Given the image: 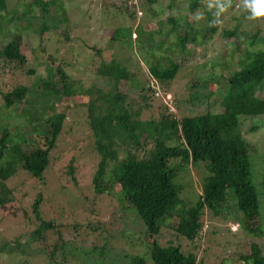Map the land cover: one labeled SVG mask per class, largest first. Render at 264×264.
<instances>
[{
  "label": "trees",
  "instance_id": "1",
  "mask_svg": "<svg viewBox=\"0 0 264 264\" xmlns=\"http://www.w3.org/2000/svg\"><path fill=\"white\" fill-rule=\"evenodd\" d=\"M145 1L148 4L151 2ZM238 1L240 0H218V3L227 2V7L219 11L215 0H194L188 9L190 14H196L198 10L197 17L194 14L193 21H187L186 16L185 21L184 18L181 20L169 18V27L165 31L143 30L146 35L137 34V39L139 37L141 43L146 38L147 41L142 46L154 50L173 46L178 50L177 56L186 59L191 53L187 48L194 40L205 42L214 38L220 18L227 11L233 12L232 19L223 24L220 36L224 40L236 37L243 18L251 11L244 3L238 5ZM125 2L128 4L127 0ZM33 3L40 6L39 15L31 16L32 11L29 10L18 16L14 10L7 9L6 0H0V19L5 14H9L11 20L27 17L28 21L24 26L39 25V32L56 27L59 20L45 25L42 17L46 15L45 2L33 0ZM32 23L34 24L31 25ZM180 26L186 28L184 33H178ZM154 34L156 38L153 37ZM64 37L67 38L66 34ZM111 39L116 38L112 36ZM22 41L19 33L10 34V38L0 47V70L10 73L17 69L19 76L33 77L35 66L29 67ZM39 43L40 39L36 41L37 47ZM222 45L218 41L216 48L210 52L216 55L214 62L216 64L209 59L208 64H205L206 72H201L205 75L202 78L192 77L187 85L188 89L186 92L183 91L180 98L174 99L173 104L170 100V106L161 99L158 107L162 111L156 118L151 115L142 120L140 114L142 110L154 105L152 99L159 97L157 89L160 90L162 98L166 95V87L169 85L166 84L175 77L181 64L177 59L168 61L166 65L157 62L150 64L146 71L147 76L145 77L144 74L142 80L134 82V90L136 89L141 100V105L139 104L138 107L132 108L131 104L125 101L124 95L117 94L113 96L111 102L112 113L108 110L106 114L100 112L95 114L92 105L88 108L92 112L88 115V126L92 133L93 149L97 154L90 187L96 199L103 194L114 195V191L118 189L114 197L119 205L123 208L128 206L135 217L143 222L146 238L141 255L133 254L129 257L124 254L120 256L122 259L111 254L105 255L108 236L102 235L100 226L92 220L86 224V229L89 231L87 237L83 236L78 244H72L68 240L70 234L64 235L61 228H56L52 218H42L39 211L41 201L39 193L31 203V211L28 213L24 207L17 206L11 189L7 188L8 178L17 171H23L32 178H42L65 117L62 112L47 116L44 120L46 128L34 126L31 132L38 144L34 150L28 149L25 139L24 132L28 128L27 118H21V123H18V127L12 132L5 126L0 128V207H8L10 210H5L8 215L21 213L28 231L27 240L24 242L36 243L38 248L35 252L41 254V257H46V264H106L105 259H108L107 264H113V260L117 259H120L121 264H146V258L152 264H201L195 250V241L202 235L203 212L208 211L212 218L226 219L230 209L234 211L235 218H232L234 222L236 221L240 229L252 237L251 241L247 242L248 252L237 253L238 260L241 264H264V251L257 242V238L262 239L264 235L263 208L260 204V195L264 197V191L256 189L251 172V159L264 156V150L257 142H249L245 138V135L255 133L263 125L264 120L260 119L257 125L248 124V119L252 117H264V99H262L264 32L261 33L256 27L244 43L238 42L229 50ZM91 48L97 54L102 51L96 45ZM25 51L32 52V47ZM45 54L49 64L54 62L50 54ZM62 60L61 63H55V72L66 81L69 76L64 72L63 66L66 62L63 58ZM101 65L100 70L105 71L108 83L117 85L120 80L125 79L122 77L126 73L125 64L121 65L114 59H109L106 64ZM216 65L220 70L215 73ZM127 69L128 74L132 75L128 67ZM229 70L233 72H228L227 90L222 93L212 90L210 76L215 74L221 76V73ZM155 83L158 85L155 86ZM34 84H40L41 89L47 88L56 97L55 87L49 81H38ZM69 89L70 87L65 86L64 83V94ZM198 89L202 91L198 92ZM27 90V87L20 82L11 89H0L2 104L5 107H12L16 103H26ZM214 94L218 101L215 104L216 110L212 111L209 99ZM185 103L191 104L192 109L197 107L194 113L181 112ZM36 117L37 115L32 114L30 120ZM9 143H12L10 148L12 153L7 157ZM175 159L178 160L173 163ZM7 161L15 164L13 174L6 170ZM199 163H203L208 174L201 184V192L195 205L185 206L179 196L181 188L179 184L173 182V178L188 164L196 166ZM67 169L68 174L72 175L71 164ZM227 196L228 200H226ZM123 200L128 205L124 206ZM14 201L16 202L14 206H8ZM93 211L96 212V209H89L90 213ZM173 216L177 218L173 226L175 236L186 242L185 247L171 240H167V243L162 245L156 239L165 219ZM122 234L121 232L120 236ZM97 236L100 237L101 242L94 245L93 238ZM19 238L20 236L14 239L15 246H18ZM86 240H90L88 248L85 246ZM74 249L80 250L78 255ZM8 259L13 257L11 258L10 255ZM18 261L20 263L22 259ZM44 263L45 261L41 260L40 264ZM33 264L39 263L33 262Z\"/></svg>",
  "mask_w": 264,
  "mask_h": 264
},
{
  "label": "rangeland",
  "instance_id": "2",
  "mask_svg": "<svg viewBox=\"0 0 264 264\" xmlns=\"http://www.w3.org/2000/svg\"><path fill=\"white\" fill-rule=\"evenodd\" d=\"M43 1L46 9V15L42 16L45 25L59 20L56 27L51 30L45 29L39 32V25L24 26L28 21L27 17H19L20 19L15 17L16 19L11 20L9 14H5L0 19V31H2L0 47L10 38V34L19 33L23 39L27 63L29 67L35 66L33 77L30 75L19 76L17 69L10 73L0 70V89H11L20 82L28 89L26 103L29 102V104L20 102L12 107H5L0 99V128L5 126L12 132L18 127V123H21V118H27L28 128L24 132L25 139L28 149L34 150L38 146L33 132H31L34 126L46 128L44 120L55 112H62L65 117L42 178H32L23 171L14 173L15 164L7 161L6 170L10 171V174L14 173L7 180V188L11 189L17 206L24 207L28 213L31 211V203L39 193L41 196L39 211L42 218H52L56 228H61L64 235L70 234L68 240L72 244L76 245L81 238L83 239V236L87 237L89 231L86 229V224L92 220L100 226L102 235L108 236L105 255L111 254L118 258L124 254L129 257L133 254L141 255L146 238L143 222L135 217L134 212L128 206L123 208L119 205L118 200L114 197L118 189L114 191V195L103 194L102 197L96 199L90 187L97 154L93 149L92 133L88 126V115L92 113L88 109L89 106L92 105L95 114L98 112L106 114L108 110L112 113L113 96L122 94L132 108L138 107L139 104L141 105V100L136 89L134 90V82L142 80L144 74L145 77L147 76L146 71L150 64L157 62L166 65L168 61L177 59L181 64L175 77L166 84H169L166 87V95L162 98L160 90L157 89L159 97L152 99L154 105L147 110H142L140 114L142 120L151 115L154 118L158 117L162 111L158 107L160 101L163 100L167 106H170V100L173 104L174 99L180 98L183 91L186 92L192 77L202 78L205 75L201 72H206L205 64H208L209 59L213 61H211L212 63L215 62L216 55H212L210 52L216 48L218 41L223 44V48L229 50L236 43L241 44L247 41L256 27L263 33L264 15L253 17L252 12L249 11L243 18L236 37L224 40L220 36L223 24L230 21L233 15V12H225L220 18L214 38L209 41L205 40V42L194 40L187 48L191 53L186 59H183V57L177 56L178 50L173 46L163 50L142 46L147 39H143L140 43L137 34L146 35L143 30L147 29L165 31L169 27V18L180 20L184 18L185 21L186 16L187 21H193L195 13H188V9L194 0H150V4L145 0H127L128 4L125 0ZM6 2L7 9L14 10L18 16L29 10L32 11L31 16L41 13L40 6L34 5L33 0H6ZM237 3L241 5L243 0ZM196 14L195 17H197ZM185 30L184 26H180L178 33H184ZM64 34L67 38L64 37ZM112 36L116 39H111ZM153 37L156 38V35L154 34ZM39 39L40 43L37 44V47L36 41ZM95 45L102 50L101 53L97 54L91 48ZM31 47L32 52L25 51ZM45 53L50 54L54 62L49 64ZM240 56L245 58L243 54ZM62 58L66 62L65 66L62 63L64 72L69 76L66 81H63L60 75L55 72V63L63 62ZM109 59H114L121 65L125 64L126 67L125 76H122L125 79L120 78L122 80L117 85L108 83L105 71L100 70L101 64H106ZM225 59H228L227 55ZM127 67L133 76L128 74ZM218 70L220 69L216 65L214 72L216 73ZM228 72L233 71H225L221 73V76L216 74L210 76L209 82L212 90L217 93L227 90ZM38 81H49L55 87L56 97L47 88L41 89L40 84H34ZM64 83L65 86L70 87L66 94L63 92ZM201 91L198 89V92ZM262 97L264 99V95ZM217 101L215 94L210 97L212 111L216 110ZM190 105L185 103L181 112L184 114L194 113L197 107L192 109ZM32 114L37 115L36 119L30 120ZM260 119H264V117H252L248 119V124L257 125ZM262 122L263 125L255 133H250L249 136L245 135V138L249 142H257L264 150V120ZM11 145L12 143H9L7 157H10L12 153ZM176 160L178 159L172 162L175 163ZM69 164L73 167L72 175L68 174L67 166ZM251 172L256 189L264 191V156L251 159ZM207 174L203 163H199L196 166L188 164L174 176L173 182L179 184L181 188L179 196L185 206L195 205L201 192V184ZM115 188L118 187L115 186ZM228 199L227 196L226 200ZM122 202L124 206L128 205L125 200ZM15 204L14 201L12 205L10 203L8 206L12 207ZM260 204L263 208L262 225L264 227V197L262 195H260ZM7 209L10 210L8 207H0V264H14L21 259L22 261L18 264H33V262L40 264L41 260L46 264V257H41V254L38 255L35 252L38 245L31 241L24 242L27 240L26 232L28 231L21 213L8 215L5 213ZM89 209H96V212L90 213ZM233 212L230 209L226 219L225 217L224 219L212 218L208 211L203 212L202 235L195 241V250H197L201 264H241L237 253L248 252L247 242L251 241L252 237L241 230L240 226L235 223L236 221L234 222ZM176 221L175 216L165 219L160 233L156 236L159 244L164 245L167 240H171L180 243L183 247L186 246V242L182 238L175 236L173 226ZM120 230L123 233L122 236H120ZM18 236H20L18 246H15L14 239ZM88 242L90 240H86V248L90 246H88ZM100 242L99 236L93 238L94 245ZM257 242L264 251V235L262 239L257 238ZM74 251L78 255L80 250L74 249ZM10 255L13 259H8ZM120 258L122 259V257ZM145 260L146 264H152L149 259ZM119 262L120 259L113 260V264H121ZM105 263H108V259H105Z\"/></svg>",
  "mask_w": 264,
  "mask_h": 264
},
{
  "label": "clouds",
  "instance_id": "3",
  "mask_svg": "<svg viewBox=\"0 0 264 264\" xmlns=\"http://www.w3.org/2000/svg\"><path fill=\"white\" fill-rule=\"evenodd\" d=\"M215 2L219 11H223L227 7V2L218 3V0H215ZM243 3L247 8L251 9L253 17L264 15V0H243Z\"/></svg>",
  "mask_w": 264,
  "mask_h": 264
}]
</instances>
